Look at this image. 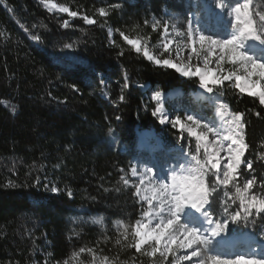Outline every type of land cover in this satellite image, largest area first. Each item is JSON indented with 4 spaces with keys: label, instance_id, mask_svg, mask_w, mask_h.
<instances>
[{
    "label": "trees",
    "instance_id": "1",
    "mask_svg": "<svg viewBox=\"0 0 264 264\" xmlns=\"http://www.w3.org/2000/svg\"><path fill=\"white\" fill-rule=\"evenodd\" d=\"M40 1L0 0V264H63L66 259L94 264L104 256L115 264H149L146 255L123 246L131 236L129 241L121 236L141 214L130 177L139 153L137 131L165 132L152 116L153 89L176 88L189 96L198 82L149 62L119 33L157 44L163 28L154 31V20L186 28L192 4L52 0L78 12L69 18L47 11ZM117 3L108 17L99 16L100 7ZM254 3L264 10V0ZM85 14L97 22L86 24ZM218 90L232 112L244 114L246 155L258 179H264V105L228 83ZM53 186L59 191L51 192ZM226 198L221 192L220 200ZM228 206L230 211L237 207L231 201ZM214 208L215 218L225 219L222 204ZM237 229L256 231L264 239L260 217ZM81 247L93 252L73 257ZM225 249L216 246L227 254Z\"/></svg>",
    "mask_w": 264,
    "mask_h": 264
},
{
    "label": "snow or ice",
    "instance_id": "2",
    "mask_svg": "<svg viewBox=\"0 0 264 264\" xmlns=\"http://www.w3.org/2000/svg\"><path fill=\"white\" fill-rule=\"evenodd\" d=\"M41 3L46 7L58 8L59 12L67 13L70 17L78 16L77 11L52 4L51 0H41ZM118 7L120 5L117 3L108 8L100 7L97 11L99 16L108 17L109 9L115 10ZM214 7L228 18L226 34L215 30L211 24L193 28L189 21V27L180 28L168 21L161 24V21L154 20L153 30L156 31L161 26V37L167 40L162 45L163 52L159 56L150 50L148 38H143L142 42L141 39H130L124 32L119 34L137 54L142 52L156 66L174 69L187 78L198 77L199 88L207 93L216 95L218 87L234 77L235 87L241 93L257 97L259 104L264 105V10L256 7L254 0H235L234 4L230 0H214ZM82 18L88 25L97 22L86 14ZM63 26L69 27V21L65 20ZM108 32L111 35L112 29L109 28ZM172 34L181 37L185 42L184 46L190 48L186 57L189 63L180 61V52L184 47L179 43L176 49V60L179 62H174L171 55L169 58H162L164 52H171L169 45L173 41L168 37ZM31 38L35 41L41 39L37 35ZM249 42L254 44L250 46ZM255 44L260 46L259 52L254 49ZM71 47V44L65 45V48ZM119 54L123 55V52ZM192 54L197 58L203 56L204 69L196 65L193 70ZM213 55L217 56L218 71L224 62L231 64L236 70L217 77L207 67ZM238 72L241 74H237ZM241 80L245 81L246 87L241 85ZM119 99L124 101V95L121 94ZM151 99L156 103L152 115L159 117V123L170 124L173 129H177L178 141L194 138L195 143L193 149L182 152L185 163L172 167L162 178L148 175L152 173V169H148L147 173H140L136 167L130 169L131 176L139 177L140 184H144L145 180L149 184L154 180L158 183L152 196L141 195V188H136L135 195L139 197L141 215L134 225L124 227L121 233L123 241H129V236L132 239L123 246L135 248L137 253L146 256L155 257L159 254L160 264H183L186 261L189 264H264V250L251 248L246 254L234 255L216 251L217 245L229 239L230 223L247 226L250 218L260 217L264 220V179H258L254 161L246 155L250 144L246 141L247 123L244 114L228 113L230 118L224 121L223 127H218L214 120L206 121L204 117L187 110L183 117L179 114L173 117L164 110L165 98L160 91H155ZM116 119L121 117L117 116ZM121 180L125 185L129 184L124 176H121ZM50 191L56 193L59 189L53 186ZM221 192L227 197L223 201L220 200ZM68 195L71 196L72 193L69 191ZM229 201L237 205L236 209L230 211ZM218 202L222 204L223 220L215 218L214 205ZM251 222L254 223L255 220L252 219ZM95 223L99 224L101 221L97 220ZM116 244L122 245V240L117 239ZM86 250L93 252L90 248L81 247L72 256L77 257ZM63 264H69V261L66 259ZM100 264L115 262L104 256Z\"/></svg>",
    "mask_w": 264,
    "mask_h": 264
},
{
    "label": "rangeland",
    "instance_id": "3",
    "mask_svg": "<svg viewBox=\"0 0 264 264\" xmlns=\"http://www.w3.org/2000/svg\"><path fill=\"white\" fill-rule=\"evenodd\" d=\"M185 2L191 3L193 9L188 16V20L186 22V28L189 27V21L191 22L190 26L193 28L207 27L209 24H211L215 28V30H219L222 34H226L228 18L220 14V10L214 7V0H185ZM230 2L234 4L235 0H230ZM51 3L55 5H62L52 0ZM41 5L49 12L68 16L67 13L59 12L58 8H51L50 6L46 7L42 3ZM68 17L72 18L70 16ZM168 22L169 24H175L173 21L172 22L168 21ZM170 32H173V30L170 29ZM168 38L173 41V43L169 45L171 52L170 53L164 52L162 58H169L171 55V58L174 59V62H179L176 60V49H177V44L179 43L182 47H184V50L180 52V61H183V63H189L186 57L190 53V48L184 46L185 42L182 40V38L176 37L174 34L170 35ZM164 43H167V40L162 39L161 37V40L157 44L149 43L148 46L154 54L159 56V54L163 52L162 45ZM249 44L250 46H252L254 42H249ZM254 49L257 52H259L260 46L258 44H255ZM216 60H217V56L213 55L210 58V62L207 67L212 69L213 74L216 75L217 77L218 75L227 74L230 71L236 70L231 64L224 62L222 64L221 70L218 71ZM191 63L193 65V70H195L196 65L204 69L202 55L199 58H197L195 54H192ZM178 74L179 76H182L180 73ZM237 74H241V72H238ZM193 79L198 82V77H193ZM225 83H228V85L230 84L231 87L239 91V89L235 87L236 82L234 77L231 81H226ZM240 83L242 86L245 87L247 86L245 83H242L241 81ZM145 89L146 86L142 87V90ZM196 89L197 91L191 93L189 96L182 95L180 89H171L170 91H168L170 92V94H167L168 92H163L160 90L153 89L154 91L151 93L149 99L151 103H153L155 109L156 103L151 99V96L154 94L155 91L166 93L164 97L165 98L164 110L166 112H169L173 117L176 114H179L181 115V117H183L185 114V110H187L192 112L193 114L204 117L206 121L214 120L218 127H223L224 121L230 118L228 116V113H231L232 111L223 100L221 92L217 89L216 90L217 94L214 95L207 93L203 89H200L199 86ZM225 105L227 107H224ZM200 110H202L203 113L204 111L207 112L209 111L211 112L212 115L205 116L203 114H199ZM153 117L157 121V124L160 127H162V129H164L165 132L163 133L160 132L158 129H152V128H147L138 131L136 148L138 149L139 153L138 155H136L137 157L133 162L132 167H136L140 173H147L148 169H152L153 170L152 173H148V175H156L158 178H162L172 167H177L178 165L185 163V160L184 158H182L181 154L183 151L193 149L195 139L189 138L186 141H178L179 132L177 129H173L170 124L162 125L159 123L158 116H153ZM168 130H171V134L169 136L166 134ZM139 132H145V135L139 136ZM130 177L135 187V192L137 187L141 188V195H147V193L153 192L155 186L158 183L157 180H154L152 184H149L148 181L145 180L146 182H144V184H140L139 177H132L131 171H130ZM136 199L138 202L139 197L136 196ZM144 207L146 208L147 205L145 204ZM237 228L238 225H234L231 223L229 224V229H230L229 239L226 242L222 243V246L224 248L226 247L225 249L226 251H224V253H227L228 255L246 254L250 251L251 248H256L257 250H264V239L261 234H258L256 231L253 230H249V231L238 230ZM148 251H150V249H148ZM147 257L148 259H150L149 264H154V262L155 264H160L159 254H157L155 257H151V256H147ZM169 259H171V257H169ZM100 261L101 260H97L94 264H100ZM187 263L189 264V262Z\"/></svg>",
    "mask_w": 264,
    "mask_h": 264
},
{
    "label": "bare ground",
    "instance_id": "4",
    "mask_svg": "<svg viewBox=\"0 0 264 264\" xmlns=\"http://www.w3.org/2000/svg\"><path fill=\"white\" fill-rule=\"evenodd\" d=\"M241 82L242 83H245V81L244 80H241ZM165 94L166 93H162V97H165ZM167 94H170V92H168ZM138 132V131H137ZM143 135H145V132H139V136H143ZM172 146V145H171ZM172 148V147H171ZM146 182V181H145ZM147 195L148 196H152V195H154V191L153 192H149V193H147ZM184 264H188L187 262H184Z\"/></svg>",
    "mask_w": 264,
    "mask_h": 264
}]
</instances>
